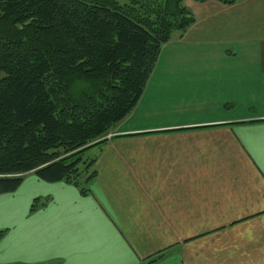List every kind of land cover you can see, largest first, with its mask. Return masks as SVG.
<instances>
[{
	"label": "crops",
	"instance_id": "1",
	"mask_svg": "<svg viewBox=\"0 0 264 264\" xmlns=\"http://www.w3.org/2000/svg\"><path fill=\"white\" fill-rule=\"evenodd\" d=\"M185 5L195 23L88 152L91 193L33 172L0 192V264H264V0Z\"/></svg>",
	"mask_w": 264,
	"mask_h": 264
},
{
	"label": "trees",
	"instance_id": "2",
	"mask_svg": "<svg viewBox=\"0 0 264 264\" xmlns=\"http://www.w3.org/2000/svg\"><path fill=\"white\" fill-rule=\"evenodd\" d=\"M195 21L185 0H0V192L33 172L89 195L97 171L86 155L138 104L163 46ZM49 200L35 198L31 212Z\"/></svg>",
	"mask_w": 264,
	"mask_h": 264
},
{
	"label": "rangeland",
	"instance_id": "3",
	"mask_svg": "<svg viewBox=\"0 0 264 264\" xmlns=\"http://www.w3.org/2000/svg\"><path fill=\"white\" fill-rule=\"evenodd\" d=\"M86 156H89L88 154Z\"/></svg>",
	"mask_w": 264,
	"mask_h": 264
}]
</instances>
